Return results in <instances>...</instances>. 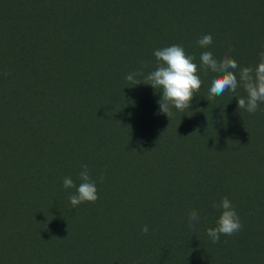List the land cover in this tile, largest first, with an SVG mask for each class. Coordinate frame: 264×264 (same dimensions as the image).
<instances>
[{"label": "trees", "instance_id": "1", "mask_svg": "<svg viewBox=\"0 0 264 264\" xmlns=\"http://www.w3.org/2000/svg\"><path fill=\"white\" fill-rule=\"evenodd\" d=\"M174 44L255 67L264 0H0V264H264V103L201 68L169 118L143 82ZM83 165L99 199L74 208ZM225 197L242 228L212 243Z\"/></svg>", "mask_w": 264, "mask_h": 264}, {"label": "clouds", "instance_id": "2", "mask_svg": "<svg viewBox=\"0 0 264 264\" xmlns=\"http://www.w3.org/2000/svg\"><path fill=\"white\" fill-rule=\"evenodd\" d=\"M197 44L201 48H208L213 44L212 35L202 36ZM229 50H231V46ZM154 56L157 60V67L144 77L143 83L161 90L162 99L158 101L160 112L169 118L172 114L171 107L179 111L190 108L193 98L203 84L199 75L201 68L205 73L210 70L216 74L211 80L209 98L221 96L229 91L235 96L237 88L242 85L247 96L246 98L235 96L239 109L255 113L259 104L264 103V51L259 53V63L255 67L243 68L230 56L225 55L218 59L212 51L202 52L200 65H198L194 62V56L189 55L182 46L175 44L156 50ZM140 75L143 73L132 72L127 74L125 79L136 85L140 82H137L135 77ZM193 134L197 133L193 132L190 135ZM82 169L79 174L82 182L78 187L70 177H65L63 180L65 189H77L76 194L68 197L74 208L84 202L95 203L99 199L96 183L89 175L88 166L83 165ZM219 207L222 209V213L216 222V227L207 229V235L211 238L212 243H218L221 235L231 236L242 228L240 217L227 197L222 199ZM198 221L199 213L193 209L189 213V227ZM141 230L144 233L149 231L147 225Z\"/></svg>", "mask_w": 264, "mask_h": 264}]
</instances>
